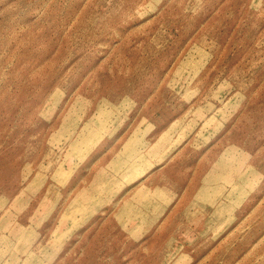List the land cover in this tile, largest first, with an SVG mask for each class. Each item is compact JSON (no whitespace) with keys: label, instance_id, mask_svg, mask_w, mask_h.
<instances>
[{"label":"rangeland","instance_id":"obj_1","mask_svg":"<svg viewBox=\"0 0 264 264\" xmlns=\"http://www.w3.org/2000/svg\"><path fill=\"white\" fill-rule=\"evenodd\" d=\"M0 264H264V0H0Z\"/></svg>","mask_w":264,"mask_h":264},{"label":"bare ground","instance_id":"obj_2","mask_svg":"<svg viewBox=\"0 0 264 264\" xmlns=\"http://www.w3.org/2000/svg\"><path fill=\"white\" fill-rule=\"evenodd\" d=\"M160 139L164 140V137H161L156 140V142L152 143L148 148V153H151V151H154L155 145L158 146L160 143ZM133 140H131V143ZM131 157L130 161L127 163L125 170L128 174H139L140 171H143L147 168L148 159L144 153L141 151H135L133 153H130L129 155Z\"/></svg>","mask_w":264,"mask_h":264}]
</instances>
